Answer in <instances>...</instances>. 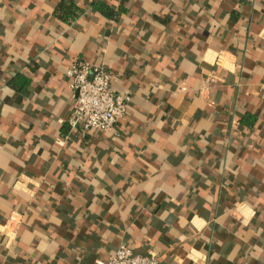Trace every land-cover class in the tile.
Here are the masks:
<instances>
[{
    "label": "crops",
    "instance_id": "crops-1",
    "mask_svg": "<svg viewBox=\"0 0 264 264\" xmlns=\"http://www.w3.org/2000/svg\"><path fill=\"white\" fill-rule=\"evenodd\" d=\"M60 1L0 0V264H264V0ZM76 61L110 132H69Z\"/></svg>",
    "mask_w": 264,
    "mask_h": 264
},
{
    "label": "built area",
    "instance_id": "built-area-1",
    "mask_svg": "<svg viewBox=\"0 0 264 264\" xmlns=\"http://www.w3.org/2000/svg\"><path fill=\"white\" fill-rule=\"evenodd\" d=\"M68 87L73 94L72 110L67 119L70 133L81 136L106 133L125 117L130 96L112 88L110 74L101 66L76 61L66 70ZM57 144L63 145L62 141ZM99 264H159L154 256H139L125 245Z\"/></svg>",
    "mask_w": 264,
    "mask_h": 264
},
{
    "label": "trees",
    "instance_id": "trees-1",
    "mask_svg": "<svg viewBox=\"0 0 264 264\" xmlns=\"http://www.w3.org/2000/svg\"><path fill=\"white\" fill-rule=\"evenodd\" d=\"M93 6L96 10L101 12L104 16L110 15V11L107 10L104 4L97 3ZM78 12L79 10L77 9V7H75V5L72 2H70L69 0H61L56 5L54 14L61 22L68 23L70 20H73L74 18H76V16L78 15ZM10 85L14 90L18 92V91H21L24 87H26L28 85V82L22 79L21 77L16 76L12 80Z\"/></svg>",
    "mask_w": 264,
    "mask_h": 264
}]
</instances>
